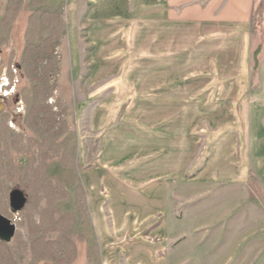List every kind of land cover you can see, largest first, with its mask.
I'll use <instances>...</instances> for the list:
<instances>
[{"label":"crops","instance_id":"crops-1","mask_svg":"<svg viewBox=\"0 0 264 264\" xmlns=\"http://www.w3.org/2000/svg\"><path fill=\"white\" fill-rule=\"evenodd\" d=\"M261 1L73 0L74 78L83 72V44L91 45L94 67L105 61L104 46L139 32L154 49L139 48L132 69L102 74L131 79L118 84L129 94L127 107L207 111L206 160L186 191L160 176L162 143L172 151L178 140L160 132L157 117L146 182H124L105 164L82 176L102 264H264V47L255 73L251 67L252 50L261 44L253 43ZM225 109L248 112L231 121L230 134L211 133L221 123L208 111ZM168 165L165 173H173L178 161ZM195 185L202 198L195 197Z\"/></svg>","mask_w":264,"mask_h":264},{"label":"rangeland","instance_id":"rangeland-1","mask_svg":"<svg viewBox=\"0 0 264 264\" xmlns=\"http://www.w3.org/2000/svg\"><path fill=\"white\" fill-rule=\"evenodd\" d=\"M72 3L0 0V211L16 227L11 240L0 238V264H102L82 176L105 164L124 182H146L145 164L154 160L148 153L155 148V117L160 132L178 140L173 152L167 141L162 143L161 178L186 191L206 160L207 111L131 109L129 94L118 86L124 78L102 77L106 70L117 75L132 69L131 60L136 66L139 48L154 49L139 32L104 46L105 61L94 67L91 45L83 44V72L74 78ZM253 22V43H261L251 54L255 73L256 54L264 47V0ZM107 56L120 59L108 63ZM247 112L208 111L212 122L221 123L212 125L211 133L221 129L230 134L231 121ZM233 143L229 140L228 149ZM169 154L178 158H166ZM176 161V171L165 173ZM196 186L195 197L202 198ZM15 190L27 197L20 210L11 205Z\"/></svg>","mask_w":264,"mask_h":264},{"label":"water","instance_id":"water-1","mask_svg":"<svg viewBox=\"0 0 264 264\" xmlns=\"http://www.w3.org/2000/svg\"><path fill=\"white\" fill-rule=\"evenodd\" d=\"M27 203L26 195L20 191L15 190L11 193V205L15 210L22 209ZM16 232V227L12 221L1 214L0 211V238L2 240H11Z\"/></svg>","mask_w":264,"mask_h":264},{"label":"bare ground","instance_id":"bare-ground-1","mask_svg":"<svg viewBox=\"0 0 264 264\" xmlns=\"http://www.w3.org/2000/svg\"><path fill=\"white\" fill-rule=\"evenodd\" d=\"M6 84H7V82H6Z\"/></svg>","mask_w":264,"mask_h":264}]
</instances>
